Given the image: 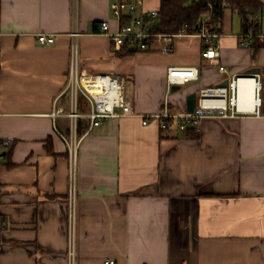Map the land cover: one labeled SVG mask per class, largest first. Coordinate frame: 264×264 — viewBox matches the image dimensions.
Returning a JSON list of instances; mask_svg holds the SVG:
<instances>
[{
  "label": "crops",
  "instance_id": "crops-1",
  "mask_svg": "<svg viewBox=\"0 0 264 264\" xmlns=\"http://www.w3.org/2000/svg\"><path fill=\"white\" fill-rule=\"evenodd\" d=\"M116 1L78 0L75 8L74 0H0V141H15L12 166L0 146V264H67L72 227L77 264H264V95L260 115L207 116L199 128L143 124L164 109L188 112L191 94L198 103L201 89L233 76L259 74L263 94L264 39L242 46V18L227 7L214 23L217 60L202 56L207 43L197 35L120 56L96 32L100 21L119 26ZM160 3L144 0L143 8ZM39 33L56 40L43 44ZM73 62L85 74L124 76L141 116L94 127L72 174L56 131L68 134L70 120L50 114L70 110ZM171 66H195L199 78L170 86ZM238 85L239 109L253 111L254 80Z\"/></svg>",
  "mask_w": 264,
  "mask_h": 264
},
{
  "label": "built area",
  "instance_id": "built-area-1",
  "mask_svg": "<svg viewBox=\"0 0 264 264\" xmlns=\"http://www.w3.org/2000/svg\"><path fill=\"white\" fill-rule=\"evenodd\" d=\"M144 0H118L112 3V11L120 22L116 30L111 29L110 21H100L96 27V32L106 34L114 43L117 50L124 46L136 51H143L149 48L150 43L155 39H166L172 41L178 35H197L206 43L202 56L209 60H217L219 52L218 47L211 44L212 38L218 36L216 26L212 23L211 15L206 16L199 24L198 31L195 34H188L182 31L180 34L169 35L153 31L155 24L159 22L160 10L144 9ZM75 8L78 6V0H74ZM264 17V12L260 18ZM74 39L80 35L77 30L71 34ZM1 36V33H0ZM264 39V33L248 31L241 35V45L252 47L255 39ZM39 42L43 44H52L56 40L54 34L39 33ZM76 47V43H74ZM172 43L165 46V52L173 51ZM221 71H227L224 66H220ZM253 78L255 85L256 105L253 111L239 109L238 97L239 89L236 82L240 78ZM199 78V69L195 66H171L168 69L169 85H185ZM65 91L71 92L70 110L66 111L63 107L56 106L51 112V117H68L70 120L68 134L56 130L68 144L71 172L75 173L76 162L80 143L84 136L94 127H97L113 118L126 116H141L135 109L133 102L127 97V81L120 74L98 73L85 74L79 72L77 62H73L70 70L69 79ZM263 84L259 74H250L243 76H233L227 84L203 88L199 92V98L196 110L174 114L168 109L164 111L143 116V124L147 125L150 120H156L161 128H167L171 122H177L183 128L193 126L199 128L201 121L207 116L234 117L237 115L255 114L260 115ZM81 98L84 103L81 102ZM85 104V109L82 105ZM1 115V112H0ZM81 121L87 122V129L83 134L79 133ZM3 145H10L9 141H4ZM3 217L0 216V222ZM67 264H77V246L74 228H71L68 249ZM102 264H116L112 259H106Z\"/></svg>",
  "mask_w": 264,
  "mask_h": 264
},
{
  "label": "trees",
  "instance_id": "trees-1",
  "mask_svg": "<svg viewBox=\"0 0 264 264\" xmlns=\"http://www.w3.org/2000/svg\"><path fill=\"white\" fill-rule=\"evenodd\" d=\"M227 7L239 13L245 32L261 31L260 16L264 12V2L261 0H161L159 22L155 24L153 31L169 35L180 34L182 31L195 34L206 16L211 15L212 23L216 24L221 20ZM135 51L124 46L119 54L125 56ZM81 102L84 103L82 98ZM82 109H85V104L82 105ZM85 128L81 121L79 133L82 134ZM3 142L0 141V146L4 150L2 155L6 156L7 165L12 166L11 156L15 141L10 145H3ZM47 148L50 153H54L50 141L47 143Z\"/></svg>",
  "mask_w": 264,
  "mask_h": 264
},
{
  "label": "water",
  "instance_id": "water-1",
  "mask_svg": "<svg viewBox=\"0 0 264 264\" xmlns=\"http://www.w3.org/2000/svg\"><path fill=\"white\" fill-rule=\"evenodd\" d=\"M227 82H225L224 84H227ZM180 86H173L172 91H176L179 90ZM187 110L188 112H194L196 110L197 107V94L193 93L188 97V104H187Z\"/></svg>",
  "mask_w": 264,
  "mask_h": 264
},
{
  "label": "bare ground",
  "instance_id": "bare-ground-1",
  "mask_svg": "<svg viewBox=\"0 0 264 264\" xmlns=\"http://www.w3.org/2000/svg\"><path fill=\"white\" fill-rule=\"evenodd\" d=\"M242 78H244V77H242ZM247 78V77H246ZM241 79V78H240ZM239 79V80H240ZM250 79H253V78H250ZM238 80V81H239ZM254 80V79H253ZM238 81L236 82V84H237V86H238V89H239V96H240V86L238 85ZM255 85H256V83H255V81H254V96H255ZM238 103H239V97H238ZM255 105H256V97H255Z\"/></svg>",
  "mask_w": 264,
  "mask_h": 264
},
{
  "label": "rangeland",
  "instance_id": "rangeland-1",
  "mask_svg": "<svg viewBox=\"0 0 264 264\" xmlns=\"http://www.w3.org/2000/svg\"><path fill=\"white\" fill-rule=\"evenodd\" d=\"M182 90H183V88H182ZM262 95H264V92H263V94Z\"/></svg>",
  "mask_w": 264,
  "mask_h": 264
}]
</instances>
